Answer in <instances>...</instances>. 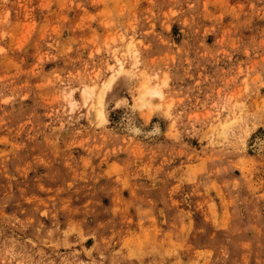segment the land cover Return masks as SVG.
Wrapping results in <instances>:
<instances>
[{
  "label": "rangeland",
  "instance_id": "1",
  "mask_svg": "<svg viewBox=\"0 0 264 264\" xmlns=\"http://www.w3.org/2000/svg\"><path fill=\"white\" fill-rule=\"evenodd\" d=\"M0 264H264V0H0Z\"/></svg>",
  "mask_w": 264,
  "mask_h": 264
},
{
  "label": "bare ground",
  "instance_id": "2",
  "mask_svg": "<svg viewBox=\"0 0 264 264\" xmlns=\"http://www.w3.org/2000/svg\"><path fill=\"white\" fill-rule=\"evenodd\" d=\"M130 43H131V41L128 43L129 44V48L127 46L128 52H130V50H132V47L134 46L133 43H131V44ZM133 52H135V51H133ZM133 55H132V57H135V55L134 56ZM135 59H136V57H135ZM117 61L120 62V59L117 60ZM119 65L120 66L117 69V71L112 73L110 75V77L105 82H103V84L101 86V89L99 90V93H98V96H97V103H92L91 104V108H93L96 116H98V117H101V118H105L106 117V99H107L108 95L119 85V83H120L121 79L123 78V76L126 73H128V71L126 70V68L124 66V63L122 61L119 63ZM148 81H145L146 84L144 85L142 99H143V101H147L149 103H152V99L155 97V95L158 96V97H163L164 93L157 86H153V87L149 86L148 83H147ZM155 85H157V84H155ZM94 88L95 87L93 86V87L85 88L83 90V98H84V101L86 103L94 95ZM240 108L242 109V107H240ZM232 112H234V111L232 110ZM233 118H235V112L233 113L232 117H230V118L228 117L224 121L220 120L217 124H220V123L225 124V123L229 122L230 119H233ZM216 125H215V127L213 129L217 128Z\"/></svg>",
  "mask_w": 264,
  "mask_h": 264
}]
</instances>
